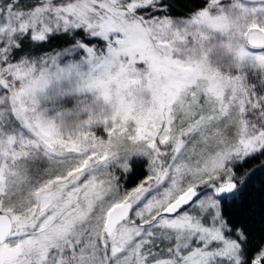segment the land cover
<instances>
[{"label": "snow or ice", "instance_id": "obj_1", "mask_svg": "<svg viewBox=\"0 0 264 264\" xmlns=\"http://www.w3.org/2000/svg\"><path fill=\"white\" fill-rule=\"evenodd\" d=\"M0 264H264V0H0Z\"/></svg>", "mask_w": 264, "mask_h": 264}]
</instances>
